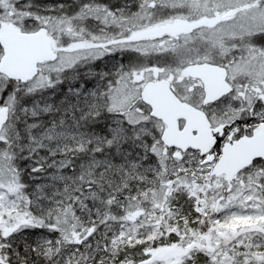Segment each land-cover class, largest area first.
<instances>
[{
  "label": "snow or ice",
  "instance_id": "obj_1",
  "mask_svg": "<svg viewBox=\"0 0 264 264\" xmlns=\"http://www.w3.org/2000/svg\"><path fill=\"white\" fill-rule=\"evenodd\" d=\"M0 264H264V0H0Z\"/></svg>",
  "mask_w": 264,
  "mask_h": 264
}]
</instances>
